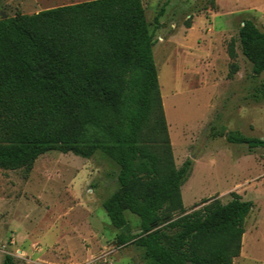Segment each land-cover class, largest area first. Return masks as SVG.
Returning <instances> with one entry per match:
<instances>
[{
  "label": "trees",
  "instance_id": "1",
  "mask_svg": "<svg viewBox=\"0 0 264 264\" xmlns=\"http://www.w3.org/2000/svg\"><path fill=\"white\" fill-rule=\"evenodd\" d=\"M203 1L217 9L216 0ZM239 43L254 76L262 75L264 31L244 20ZM155 44L143 0L0 16V169L30 170L52 151L101 153L119 170V188L103 207L118 243L144 250L142 264H234L254 204L233 193L227 203L206 199L187 213L182 187L192 163L176 165ZM228 56L232 77L235 41ZM253 98L264 101V83ZM227 139L264 149L261 138L235 132ZM127 212L140 218V234H132ZM3 264L17 262L6 254Z\"/></svg>",
  "mask_w": 264,
  "mask_h": 264
},
{
  "label": "rangeland",
  "instance_id": "2",
  "mask_svg": "<svg viewBox=\"0 0 264 264\" xmlns=\"http://www.w3.org/2000/svg\"><path fill=\"white\" fill-rule=\"evenodd\" d=\"M84 1L0 0V11L34 14ZM143 3L176 165L192 163L182 187L187 213L206 199L227 203L233 193L252 201L234 264H264V149L227 139L235 132L264 139V101L253 98L264 73L254 76L239 43L244 20L264 31V0H216V10L203 0ZM232 41L238 72L231 77ZM118 171L101 153L84 159L57 151L30 170L0 169V264L6 254L17 264H142L144 250L118 243L103 207L119 188ZM126 217L140 234V218Z\"/></svg>",
  "mask_w": 264,
  "mask_h": 264
},
{
  "label": "water",
  "instance_id": "3",
  "mask_svg": "<svg viewBox=\"0 0 264 264\" xmlns=\"http://www.w3.org/2000/svg\"><path fill=\"white\" fill-rule=\"evenodd\" d=\"M0 15L2 19H7L9 16L7 15L6 12L0 11Z\"/></svg>",
  "mask_w": 264,
  "mask_h": 264
},
{
  "label": "crops",
  "instance_id": "4",
  "mask_svg": "<svg viewBox=\"0 0 264 264\" xmlns=\"http://www.w3.org/2000/svg\"><path fill=\"white\" fill-rule=\"evenodd\" d=\"M89 1H91V0H89ZM77 3H79V2H77ZM74 4V3H73Z\"/></svg>",
  "mask_w": 264,
  "mask_h": 264
}]
</instances>
